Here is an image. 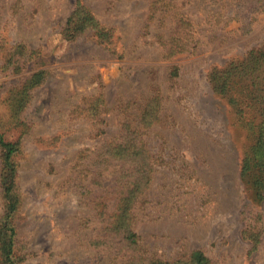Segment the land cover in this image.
I'll return each instance as SVG.
<instances>
[{
  "label": "rangeland",
  "instance_id": "374dc122",
  "mask_svg": "<svg viewBox=\"0 0 264 264\" xmlns=\"http://www.w3.org/2000/svg\"><path fill=\"white\" fill-rule=\"evenodd\" d=\"M79 1L109 31L107 46L91 30L74 43L63 39ZM179 40L187 47L176 53ZM263 43L264 0H0L1 116L11 89L47 71L25 115L33 128L18 159L21 264H130L120 246L95 243L106 195L93 205L88 167L156 89L160 121L144 136L155 170L134 207L142 244L169 262L200 250L211 264H264V198L240 175L249 141L209 83L212 69ZM19 45L44 65L29 61L11 73L7 54ZM9 126L6 138L15 140L19 131ZM102 175L113 187L114 170ZM4 211L0 189V221Z\"/></svg>",
  "mask_w": 264,
  "mask_h": 264
},
{
  "label": "trees",
  "instance_id": "16d2710c",
  "mask_svg": "<svg viewBox=\"0 0 264 264\" xmlns=\"http://www.w3.org/2000/svg\"><path fill=\"white\" fill-rule=\"evenodd\" d=\"M93 31L97 38L108 45L111 35L92 14L91 10L77 2L74 11L61 30L63 39L68 43L76 42L86 31ZM175 52L184 51L186 42L179 40L173 44ZM174 52V53H175ZM23 45L15 47L7 56L11 73H20L29 61L44 65L43 59ZM180 75V68L173 66L172 79ZM47 80V71L41 69L20 85L7 93L5 100L8 108L6 117L0 114V189L5 204L4 215L0 221V263L21 264L23 257L17 247V228L15 218L21 204L17 185L18 159L23 151V138L33 128L25 117L34 98V92ZM212 90L221 95L232 112L238 129L249 141L244 155L240 158V175L243 182L259 199L264 198V43L260 48L251 50L242 58L232 59L221 68L215 67L209 73ZM164 97L156 91L145 99L136 114V121L127 119L122 124L120 136L102 144L92 152L88 171L93 173L87 187L95 206L106 198L101 206L104 227L97 234V244L110 249L126 250L130 254V264H211V260L200 250L193 251L186 261L175 262L156 259L149 255L134 230V207L140 195L148 188L154 167L150 162L151 154L144 139L145 134L160 121ZM102 104L101 97L92 104L94 115ZM136 122V124L134 123ZM5 125L18 129L19 136L9 140L5 135ZM114 170V186L109 187L103 177L104 170ZM97 202V203H96Z\"/></svg>",
  "mask_w": 264,
  "mask_h": 264
}]
</instances>
